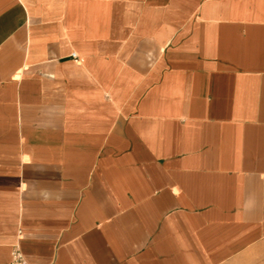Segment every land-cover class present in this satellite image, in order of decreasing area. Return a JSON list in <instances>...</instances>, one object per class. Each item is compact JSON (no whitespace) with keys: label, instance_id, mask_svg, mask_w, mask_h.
<instances>
[{"label":"crops","instance_id":"obj_1","mask_svg":"<svg viewBox=\"0 0 264 264\" xmlns=\"http://www.w3.org/2000/svg\"><path fill=\"white\" fill-rule=\"evenodd\" d=\"M15 243L264 264V0H0V264Z\"/></svg>","mask_w":264,"mask_h":264},{"label":"built area","instance_id":"obj_2","mask_svg":"<svg viewBox=\"0 0 264 264\" xmlns=\"http://www.w3.org/2000/svg\"><path fill=\"white\" fill-rule=\"evenodd\" d=\"M71 57L75 59L76 53H71ZM9 264H29L23 257L18 243H15L11 249Z\"/></svg>","mask_w":264,"mask_h":264}]
</instances>
